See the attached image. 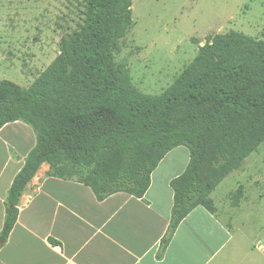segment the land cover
I'll use <instances>...</instances> for the list:
<instances>
[{"label": "trees", "instance_id": "obj_1", "mask_svg": "<svg viewBox=\"0 0 264 264\" xmlns=\"http://www.w3.org/2000/svg\"><path fill=\"white\" fill-rule=\"evenodd\" d=\"M84 4L82 23L30 87L0 82V130L23 122L37 138L8 193L2 238L44 164L47 176L75 179L98 201L117 193L143 199L161 161L186 147L189 164L171 182L168 241L196 208L217 212L211 195L264 143V40L237 31L208 37L169 88L149 95L115 60L134 23L133 0Z\"/></svg>", "mask_w": 264, "mask_h": 264}, {"label": "crops", "instance_id": "obj_2", "mask_svg": "<svg viewBox=\"0 0 264 264\" xmlns=\"http://www.w3.org/2000/svg\"><path fill=\"white\" fill-rule=\"evenodd\" d=\"M36 144L34 130L23 122L0 130V264H264V229L251 237L238 234L216 203L215 214L196 208L165 241L174 206L171 182L189 164L186 147L161 161L143 199L117 193L98 201L75 179L47 176L44 164L3 239L8 193ZM238 208L227 215L236 219Z\"/></svg>", "mask_w": 264, "mask_h": 264}, {"label": "rangeland", "instance_id": "obj_3", "mask_svg": "<svg viewBox=\"0 0 264 264\" xmlns=\"http://www.w3.org/2000/svg\"><path fill=\"white\" fill-rule=\"evenodd\" d=\"M84 5L0 0V82L30 87L59 55L62 38L82 23ZM132 9L133 26L114 54L144 94L169 88L208 37L237 31L264 40V0H133ZM211 197L238 234L264 229V143ZM231 208H238L236 219L227 215Z\"/></svg>", "mask_w": 264, "mask_h": 264}, {"label": "water", "instance_id": "obj_4", "mask_svg": "<svg viewBox=\"0 0 264 264\" xmlns=\"http://www.w3.org/2000/svg\"><path fill=\"white\" fill-rule=\"evenodd\" d=\"M204 46H205V44H201V47H204ZM11 209L13 210V209H14V207H12Z\"/></svg>", "mask_w": 264, "mask_h": 264}]
</instances>
